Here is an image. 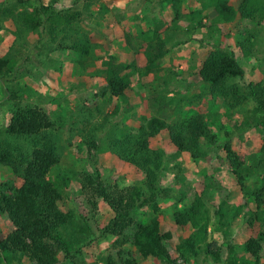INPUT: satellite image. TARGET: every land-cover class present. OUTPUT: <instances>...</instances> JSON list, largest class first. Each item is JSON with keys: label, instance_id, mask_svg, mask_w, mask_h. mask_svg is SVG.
<instances>
[{"label": "trees", "instance_id": "obj_1", "mask_svg": "<svg viewBox=\"0 0 264 264\" xmlns=\"http://www.w3.org/2000/svg\"><path fill=\"white\" fill-rule=\"evenodd\" d=\"M165 1L172 9L173 21L177 20L182 0ZM199 1L200 9L189 14V19H198L199 24L203 19L208 23H264V0H241L237 6L229 0ZM66 2H0V31L10 34L14 43L30 37L38 41L47 37L53 51H71L82 58L78 61L83 64L95 44L76 26L83 18H92L95 6L99 5L100 18L109 9L101 0ZM252 38L248 33L243 40L235 42L233 49L226 41L212 47L192 77L195 85H207L205 95L220 98L231 112L240 111L248 102L253 105L239 123L235 122L233 129L261 134L258 155L250 154L240 137L235 144L231 139L222 147L225 167L234 175L244 196L229 203L226 198L230 192L224 191L221 195V202L213 213L221 239L215 240L209 234L213 218L202 193L196 192L191 202L173 213V226L185 234L179 235L176 242L173 233L163 227L165 217L161 203L171 197L161 184L165 154L152 149L150 144L153 138L166 133L176 154L187 155L194 161L203 159L208 149L218 143L205 111L200 109L182 121L168 123L172 104L165 95H154L156 116L143 117L138 127L108 136V150L114 158L136 168L143 179L139 185L127 187L105 181L99 172L82 174V178L77 179L83 202L95 211L99 199L111 213L94 231L87 215L76 213L69 205L66 192L72 186V179L52 174L51 170L59 165L64 152L54 121L37 106H22L16 91L9 89L7 84L15 79L18 71L17 51L13 45V48L0 45V84L5 100L14 103L6 126L0 129V165L8 168L15 179L12 185H2L0 189V259L6 264L21 259L30 264H59L62 259L85 264L76 261L75 255H81L83 248L92 244L97 232L98 238L110 237L113 241L105 254L92 264H139V258L154 259L157 264H188L190 260L192 264H200L197 259L201 257V264H263L260 251L264 241V82H236L244 78L236 52L242 57L249 56ZM126 44L133 51L131 63L125 64L116 57L104 61V83L98 93L86 97L88 105L101 97L109 102L117 101L115 115L122 110L127 114L133 107L132 84L142 76L160 72L168 48L156 31H152L151 40L138 47L131 44L129 36ZM85 107L92 112L87 105ZM94 110L97 117L90 114L94 123L82 121L84 126L78 130L89 149L96 148L97 134L105 131L111 119L100 108ZM257 174L261 176V183L254 184L250 191L248 182ZM181 197L184 199V194ZM183 199L179 197L177 202ZM139 211H146L150 218L146 222L137 221L135 214ZM239 217L246 223L247 231L254 234L240 245L228 243L230 227Z\"/></svg>", "mask_w": 264, "mask_h": 264}, {"label": "rangeland", "instance_id": "obj_2", "mask_svg": "<svg viewBox=\"0 0 264 264\" xmlns=\"http://www.w3.org/2000/svg\"><path fill=\"white\" fill-rule=\"evenodd\" d=\"M12 0H0L6 2ZM67 4L66 0H59ZM237 6L241 0H229ZM108 9L102 18L97 15L99 5L94 7L92 18L85 17L77 28L88 34L95 44L88 59L82 64V58L71 51H53V46L47 37L36 40L13 42L10 34L0 31V45L3 48L14 47L17 51L18 71L15 79L8 83L10 90H15L22 106L39 107L46 111L55 123L64 152L59 165L51 170L52 174H59L72 179L73 183L66 192L69 205L76 213L87 215L88 221L95 231L102 222L107 221L110 210L101 200L97 199L94 211L84 201L80 193L77 179L82 174H101L102 179L117 183L119 187L139 185L143 175L136 168L118 162L108 150L109 135H118L122 130L138 127L143 117L156 116L154 95H165L172 104V113L168 123L182 121L200 109L205 111L207 121L218 138L217 146L210 147L203 159L192 160L189 156L176 154L171 148L166 133H161L151 140V148L164 152V172L161 184L169 190L171 197L161 203L165 221L163 227L173 233L174 241L184 233L173 226V213L184 204L191 202L196 192H201L203 199L213 218V213L221 202V195L229 191L226 198L229 203L240 200L244 193L238 188L234 175L225 167L222 147L226 141L237 142L240 139L250 154L258 155L261 145V134L254 130L238 132L233 129L235 122H240L245 111L253 108L248 102L241 110L231 112L224 102L216 96H208L206 84L195 85L193 73L204 60L206 52L214 46L227 42L233 49L235 42L243 40L248 33L253 35L251 53L242 57L236 52V57L244 69V78L240 84L248 81L264 82V23L256 25L249 22L223 23L211 22L203 19L190 20L189 14L200 9L199 0H182L181 15L173 21V12L165 0H101ZM152 31L167 42L168 53L161 63L159 73L142 76L132 84V110L127 114L123 110L117 115L113 113L117 101L109 102L98 97L92 104L86 103L89 94L100 91L105 78L103 62L110 57H116L125 64L131 63L133 51L126 44L129 36L131 44L138 47L144 41L151 40ZM15 44V46H14ZM12 47V48H13ZM240 53V52H239ZM199 98L198 96H201ZM5 93L0 84V129H3L10 117L13 102L5 100ZM85 105L92 109V115L97 117L94 110L111 117L110 123L101 134H97L96 148L89 149L83 144V138L78 133L83 128L82 121L94 123ZM83 109V110H81ZM14 177L10 170L0 165V189L2 185H12ZM261 183V176L255 175L248 184L252 191L254 184ZM184 194V199L181 195ZM89 194H86V197ZM182 198L181 203L177 202ZM86 199V198H85ZM248 201H251L250 199ZM250 205H252L250 203ZM150 214L139 211L135 214L137 221L146 222ZM211 239L220 240L216 223L209 225ZM247 231L243 218H237L230 227L228 243L240 245L251 235ZM95 233L91 245L83 248L81 255H75L80 263L92 264L100 255H104L112 238L100 239ZM185 235V234H184ZM261 256L264 264V241L261 242ZM202 263V257L198 258ZM139 264H157L154 259H138ZM0 264H6L0 259ZM11 264H30L26 259ZM59 264H74L70 260H61ZM102 264V263H99ZM180 264H183L180 262ZM188 264H192V261Z\"/></svg>", "mask_w": 264, "mask_h": 264}]
</instances>
